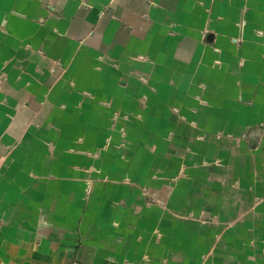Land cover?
<instances>
[{
    "label": "crops",
    "instance_id": "crops-1",
    "mask_svg": "<svg viewBox=\"0 0 264 264\" xmlns=\"http://www.w3.org/2000/svg\"><path fill=\"white\" fill-rule=\"evenodd\" d=\"M0 264H264V0H0Z\"/></svg>",
    "mask_w": 264,
    "mask_h": 264
}]
</instances>
